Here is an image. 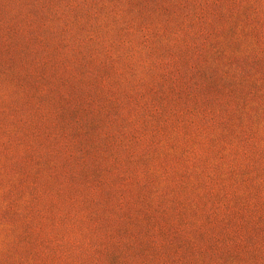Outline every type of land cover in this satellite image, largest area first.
<instances>
[{"label":"rangeland","instance_id":"rangeland-1","mask_svg":"<svg viewBox=\"0 0 264 264\" xmlns=\"http://www.w3.org/2000/svg\"><path fill=\"white\" fill-rule=\"evenodd\" d=\"M0 264H264V0H0Z\"/></svg>","mask_w":264,"mask_h":264}]
</instances>
